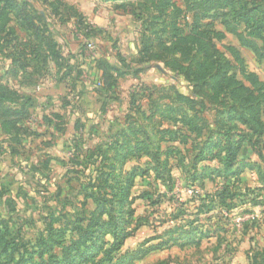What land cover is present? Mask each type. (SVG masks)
I'll list each match as a JSON object with an SVG mask.
<instances>
[{
  "label": "rangeland",
  "instance_id": "1",
  "mask_svg": "<svg viewBox=\"0 0 264 264\" xmlns=\"http://www.w3.org/2000/svg\"><path fill=\"white\" fill-rule=\"evenodd\" d=\"M30 1L75 57L67 76L50 60L24 79L0 54V84H34L19 92L29 119L0 128V264H264V0ZM63 5L77 14L61 21ZM103 58L118 69L108 89ZM127 126L144 146L114 157ZM80 134L81 155L101 152L77 166ZM91 212L109 224L87 227Z\"/></svg>",
  "mask_w": 264,
  "mask_h": 264
},
{
  "label": "trees",
  "instance_id": "2",
  "mask_svg": "<svg viewBox=\"0 0 264 264\" xmlns=\"http://www.w3.org/2000/svg\"><path fill=\"white\" fill-rule=\"evenodd\" d=\"M211 3H214V0H208ZM231 0H219V3H224L228 5ZM64 6V9L61 10V21L67 20L66 12H71L73 14H77L73 7ZM240 9V8H239ZM52 11H58V7L53 5ZM254 10H249L243 14V19L247 22L249 20H253ZM50 15L51 12L47 13L45 10H40L36 7L33 1L30 0H0V54L8 59L12 65L13 74H18L20 72L22 78L26 79V77H31L32 75H43L45 73L46 64L48 61L52 60L53 63L57 66V71L61 72L62 68L69 69L71 66L70 59L74 58L75 55H64L63 52L60 54L59 50H55V41L50 36L49 30L50 28ZM203 15H195L193 21L197 23ZM10 17H13L21 27H23V31L27 33L26 36L19 37L18 32L14 26L6 24V20ZM261 26H264V19L260 20ZM193 31V30H192ZM243 45L251 47L256 53L258 50L256 46H254L252 41L243 40ZM85 45H82L81 48H84ZM47 51V52H46ZM69 54V53H68ZM260 56V55H259ZM77 57V54H76ZM261 57V56H260ZM264 58V57H263ZM83 64V61L79 62V66ZM97 69L101 70L99 82L105 83V89L113 87L112 78L114 74L118 72V69L115 68L108 60L99 59L97 61ZM44 67V69H43ZM70 73L69 70H64L62 75L67 76ZM81 71L78 70L76 73V77L72 78L71 86H76L77 74L80 75ZM220 67H217L214 70V74L212 76L220 77L221 76ZM68 78V77H67ZM25 80H21V84L26 85ZM29 84H33L32 81L28 82ZM76 99V97H73ZM137 99V96H131L130 103H132L136 108H140V104H134ZM31 99L28 96L20 94L16 89L0 84V128L5 132H11L17 125L29 119V110ZM70 104V103H66ZM129 117L126 116V119ZM130 124V122L128 123ZM11 129V130H10ZM8 130V131H7ZM126 130L130 132L137 133L136 130L130 129V126L123 127L119 132L116 133V136H120V140H111L108 143V149L114 153V157L118 156V152L123 146L130 147V143L134 150L126 151L123 157L134 154L135 152H140L141 148L144 146V141L142 139L134 138V140H130L128 137V133ZM84 140V135L80 134L78 136V144L77 147L72 151L73 157L77 158V166L81 164L83 159H89L92 162V159H96L98 152H101V146L91 143L89 145V150L87 154L81 155V147L80 142ZM117 159V158H114ZM46 161V167H48ZM115 166L114 163H111L109 168H113ZM29 169L33 168L37 170L42 177L45 175L43 172L39 171L36 166L32 164V166L28 167ZM112 173V170L109 171ZM119 195L124 197V187L120 186ZM2 196V195H0ZM96 201V200H95ZM100 208H97L98 211ZM110 212H113V207H111ZM112 210V211H111ZM92 213V212H91ZM99 224H109L104 218L97 217L96 212L90 214L87 227L97 226ZM107 222V223H106ZM112 228H115V222L110 224ZM128 235L125 231V227H120L115 230L113 239L115 240V245H121ZM117 242V243H116ZM121 243V244H120ZM118 246V247H119ZM101 247V246H99ZM86 260V259H85ZM87 261V260H86Z\"/></svg>",
  "mask_w": 264,
  "mask_h": 264
},
{
  "label": "crops",
  "instance_id": "3",
  "mask_svg": "<svg viewBox=\"0 0 264 264\" xmlns=\"http://www.w3.org/2000/svg\"><path fill=\"white\" fill-rule=\"evenodd\" d=\"M70 83H72V81L70 80ZM19 85V86H18ZM71 85V84H70ZM32 86H34V84H30L29 86H27V85H23V84H21V83H18L17 84V86L15 87H12V88H14V89H16L18 92H21L20 91V88H25V87H28L29 89L32 87ZM75 88H77V82H76V86H75ZM71 89H72V86H71ZM73 94H74V89H73ZM72 94V95H73ZM37 97V96H36ZM74 97V96H73ZM76 99H77V96H76ZM70 104H73V101H71L70 100ZM65 103H69V101H65ZM76 114H77V112H75Z\"/></svg>",
  "mask_w": 264,
  "mask_h": 264
},
{
  "label": "built area",
  "instance_id": "4",
  "mask_svg": "<svg viewBox=\"0 0 264 264\" xmlns=\"http://www.w3.org/2000/svg\"><path fill=\"white\" fill-rule=\"evenodd\" d=\"M86 46L91 48L92 47V44L87 43Z\"/></svg>",
  "mask_w": 264,
  "mask_h": 264
}]
</instances>
